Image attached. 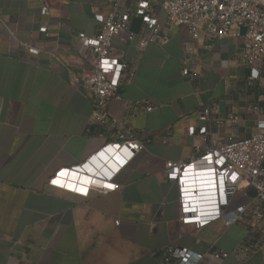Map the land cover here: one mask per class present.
Returning <instances> with one entry per match:
<instances>
[{
    "label": "crops",
    "instance_id": "obj_1",
    "mask_svg": "<svg viewBox=\"0 0 264 264\" xmlns=\"http://www.w3.org/2000/svg\"><path fill=\"white\" fill-rule=\"evenodd\" d=\"M108 8V0H0V264H159L154 253L164 246L230 251L245 237L238 225L223 234L219 223L197 231L180 226L176 187L163 176L166 162H186L196 146L230 136V123L198 120L202 107L216 103V114L239 115L240 136L254 130L244 109L263 106L264 80L248 84L247 70L233 58L240 40L231 36L204 49L202 39L170 26L166 44H149L139 55L134 40L113 39L111 56L129 62L132 74L119 86L121 100L106 110L121 119L126 101L146 100L153 109L128 124L149 141L114 176V191L85 197L68 191L76 187L49 185L58 171L80 166L113 140L85 134L90 95L74 83L90 72L77 53L78 36L96 35L94 14ZM158 21L165 23L159 11ZM183 62L195 66L192 78L181 74ZM202 126L207 135L188 134ZM243 264L264 258L256 254Z\"/></svg>",
    "mask_w": 264,
    "mask_h": 264
},
{
    "label": "built area",
    "instance_id": "obj_2",
    "mask_svg": "<svg viewBox=\"0 0 264 264\" xmlns=\"http://www.w3.org/2000/svg\"><path fill=\"white\" fill-rule=\"evenodd\" d=\"M108 3L105 14H94L99 32L91 37L78 36L77 53L87 60L90 72L76 75L74 83L90 95L92 112L85 134L113 140L104 142L80 166L60 170L49 181V185L63 190L72 184L78 191H68L85 197L96 189L114 191V176L149 141L128 124L131 116L153 109L146 100L126 101L121 119L110 116L106 110L111 100H121L119 86L132 74L129 62L111 56L113 39L134 40L139 55L149 44H166L170 26L184 27L193 41L202 39L204 49H209L216 39L231 36L240 40L233 58L247 70L248 84L264 80V0H108ZM158 11L164 15V25L158 21ZM40 13L47 14V9L42 8ZM133 21H139V30L132 29ZM241 28L245 29L244 34L240 33ZM39 31L45 32V28ZM25 49L31 55L38 53L34 48L25 46ZM194 68L183 62L181 74L192 78ZM218 109L216 103L202 107L198 120L216 127L230 123V136L224 141L196 146L193 158L186 162H166L163 176L176 187L180 226L197 231L219 223L223 234L238 225L245 230V237L230 251L214 244L203 252L164 246L154 253L159 264L221 263L228 258L243 264L256 254L264 258V95L263 106L253 104L244 109L255 123L254 130L246 136H240L244 123L239 115L221 116L215 113ZM196 133L207 135L206 126L188 129L189 135ZM86 166V170L79 169ZM63 172H74L76 176ZM57 180L63 185L56 184Z\"/></svg>",
    "mask_w": 264,
    "mask_h": 264
},
{
    "label": "water",
    "instance_id": "obj_3",
    "mask_svg": "<svg viewBox=\"0 0 264 264\" xmlns=\"http://www.w3.org/2000/svg\"><path fill=\"white\" fill-rule=\"evenodd\" d=\"M244 32H245V29L244 28H241L240 29V33L241 34H244ZM98 158H99V156H98ZM85 168H87V166L86 167H81L79 169L86 170ZM74 171L80 172V170H77V169L74 170ZM63 174H67L68 176H71V177H75L76 176V174L74 172H63Z\"/></svg>",
    "mask_w": 264,
    "mask_h": 264
},
{
    "label": "bare ground",
    "instance_id": "obj_4",
    "mask_svg": "<svg viewBox=\"0 0 264 264\" xmlns=\"http://www.w3.org/2000/svg\"><path fill=\"white\" fill-rule=\"evenodd\" d=\"M111 167H112V165H110ZM87 171H89V170H87ZM58 181H60L61 183H62V181L61 180H58ZM68 185H70V186H73L74 187V185H72V184H68ZM76 187V186H75Z\"/></svg>",
    "mask_w": 264,
    "mask_h": 264
}]
</instances>
